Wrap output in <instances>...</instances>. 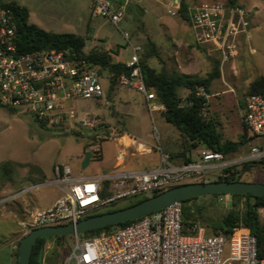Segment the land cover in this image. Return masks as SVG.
<instances>
[{
    "label": "built area",
    "instance_id": "1",
    "mask_svg": "<svg viewBox=\"0 0 264 264\" xmlns=\"http://www.w3.org/2000/svg\"><path fill=\"white\" fill-rule=\"evenodd\" d=\"M181 0H174L169 13L179 14ZM130 0H92L91 13L115 26L125 20ZM252 11L241 5L204 4L190 11V28L196 45L212 48L222 68L239 54L242 39L252 37ZM18 16L14 8L0 4V104L31 116L36 122L60 124L70 120L83 128H95L96 116H80L69 103L100 100L105 95L102 75L89 68L87 61L73 50L22 52L18 39ZM133 47L126 62L129 74L118 85L145 97L152 118L166 108L156 100L145 81L140 56ZM198 96L208 95L202 88ZM243 122L258 139L264 140V94H251L242 110ZM157 142L160 132L153 131ZM159 165L143 171L118 170L95 178H76L69 165L55 164L53 185L61 196L47 210L30 214L21 224L23 238L31 231L50 226L77 223L102 208L119 202L153 196L176 186L201 180L208 174L222 175L225 170L264 159V147L249 144L247 153L226 158L223 153L201 150L191 162L176 163L161 146ZM106 185H108L106 187ZM110 196L103 198L105 190ZM31 190V189H29ZM194 235L183 233V204L176 202L135 223L80 242L75 236L66 264H264L259 257L257 238L243 229L232 234L208 236L203 228ZM228 248V256H226Z\"/></svg>",
    "mask_w": 264,
    "mask_h": 264
},
{
    "label": "rangeland",
    "instance_id": "2",
    "mask_svg": "<svg viewBox=\"0 0 264 264\" xmlns=\"http://www.w3.org/2000/svg\"><path fill=\"white\" fill-rule=\"evenodd\" d=\"M173 1L130 0L127 17L119 27L106 19L93 17L92 0H0V4L16 2L27 8L30 13L29 22L45 31L83 36L87 40L84 49L87 54L92 51L114 52L113 62L124 63L132 57L133 47L138 46L142 49L143 59L146 50L153 43L159 57H150L147 62L157 71L183 72L205 77L212 71L213 62L218 54L210 47L196 46L189 22L180 15L172 16L169 13L170 9H175L172 7ZM186 1L193 9L204 4H229L232 0ZM234 1L252 11L255 29L250 40H241L238 56L228 62L232 63L237 59L236 63L240 70L238 73L233 70L231 76L225 72L224 79L221 77L214 82L213 93L219 94V98L223 91L234 88L237 98L245 99L249 94L251 82L259 74H264V0ZM102 77L101 83L105 90L102 99L80 100L68 105V110L76 109L80 116L90 115L99 118L101 123L95 128H83L73 120L43 126L27 114L11 112L6 107L0 109V264H8L9 248L1 245L13 231L11 223L6 220L10 218L6 208L23 213L20 218L28 221L30 214L59 198L61 193L56 186L44 185L32 189L36 184L54 181L55 164L69 165L74 177L88 179L94 175L113 172L112 167L118 159L117 144L113 140L117 137L123 139L133 137L148 146H154L155 152H159L158 147L161 146L167 153L165 135L170 139V146L182 145V136L173 125L164 120L163 113L152 118L142 94L119 85L112 86L107 72H104ZM181 96L185 99L187 92L181 91ZM228 116L229 121L234 123L235 116L231 113ZM154 127L160 132L159 143L153 134ZM166 128L170 130L163 131ZM245 133L247 130L241 124L238 131L233 125L227 127L225 131L226 136L236 140ZM104 142L106 143L103 145ZM253 145L264 147V140L256 139ZM102 146L103 160L98 161L102 157ZM248 150L249 145L245 146L241 153L233 156L245 154ZM87 152L94 154L95 159L83 169ZM198 152L192 151L193 159H196ZM133 160L130 151L127 154L125 169H140ZM176 161L180 163L183 160ZM4 168L7 171H4ZM39 170H42L43 174ZM217 178L218 174H208L201 180L189 183L213 182ZM242 180L264 184V166L252 168L243 175ZM138 199L122 201L115 206L102 208L96 213H106L111 208H124ZM231 203L229 195H226L217 200L210 197L201 198L189 203L188 206L195 210L197 207H204L207 216L219 219L227 213ZM261 215L264 221V210H261ZM205 233L211 234V231L207 230ZM79 240L83 243L88 239L79 236ZM74 241L75 236L68 239L60 264H66ZM55 247L53 241L46 244L47 257L53 254ZM225 251L228 256V248ZM56 256L57 254L53 258Z\"/></svg>",
    "mask_w": 264,
    "mask_h": 264
},
{
    "label": "trees",
    "instance_id": "3",
    "mask_svg": "<svg viewBox=\"0 0 264 264\" xmlns=\"http://www.w3.org/2000/svg\"><path fill=\"white\" fill-rule=\"evenodd\" d=\"M4 5L14 8L17 12L19 27L17 42L22 52L54 49L59 51L73 50L78 56L87 61V66L89 68L97 69L102 76L104 72H107L112 86L118 85L117 81L122 75L129 74V68L126 66V63L113 62L114 52L92 51L87 54L84 50L87 45V40L83 36L75 34H57L45 31L29 22L30 13L27 8L16 2ZM229 5H236V2L232 0ZM190 11L191 8L187 1L181 0L178 15H180L185 21L190 22ZM146 52L145 58H140L146 84L148 88L155 93L156 100L165 106L166 110L163 112L165 120L173 125L183 138L182 149L180 152L177 154H170L176 163H179L176 161L177 159L183 160L180 163L191 162L193 160L191 156L192 151L200 148H202V150L223 153L226 158H229L237 153H241L245 146H248L250 143L253 144V141L258 139L244 123L247 133L243 134L237 141L227 140L220 131L218 122L213 119L208 120L203 116V110L207 105V98L206 96H198L197 93L198 89L202 88L205 94L210 95L213 83L221 79L222 64L218 55L213 62L212 71L205 77H198L178 72H159L147 62V59L150 57H159L153 43H151V47L148 48ZM249 89V94H247L246 97L251 94H264V75L255 79L251 83ZM181 91L187 92L185 99L182 98ZM240 106L242 108L245 107L243 100L240 101ZM2 108L3 106L0 104V109ZM9 110L15 112L12 109ZM37 123L43 126L53 124L49 122ZM248 133L250 136H248ZM93 158L95 159L94 154ZM260 165L264 166V159L229 168L225 170L222 175H219L216 181L244 182L242 180L243 175L248 173L252 168ZM4 171H7V169L4 168ZM39 171L43 174L42 170ZM107 186L108 185H106V187ZM161 193L163 192L155 193L153 196ZM110 195V192L106 189L102 194V197L106 198ZM222 196L226 195H214L209 197L213 200H217ZM149 197L151 196L139 198L126 207L140 203ZM229 197L232 201L231 207L227 213L219 219L207 216V214L204 213V207H197L195 210L188 206L189 203L205 197L191 198L182 201L183 233L186 235H194L197 233L195 228H203L205 231H211V234L206 235L214 236L218 235L220 232L232 234L236 229H243L257 238L259 257L261 259L264 258V221L262 220L261 215V210H264V198L251 195H229ZM120 209L123 208H111L107 210L106 213ZM99 214L103 213H96L94 215ZM136 221L100 228L80 234L79 236L91 239L103 233H110L117 228L127 227ZM72 237L74 238L73 235H63L50 238H39L33 249L31 264H60L61 255L67 248L68 239ZM22 240L23 238L21 241ZM21 241L19 242L18 248ZM50 241H53L56 247L53 254L47 257L46 244ZM56 254V258H53ZM15 257L16 264H18L19 249H17Z\"/></svg>",
    "mask_w": 264,
    "mask_h": 264
},
{
    "label": "water",
    "instance_id": "4",
    "mask_svg": "<svg viewBox=\"0 0 264 264\" xmlns=\"http://www.w3.org/2000/svg\"><path fill=\"white\" fill-rule=\"evenodd\" d=\"M92 156L91 152L86 153L83 169L89 166ZM214 195H251L264 198V184L230 181L187 183L171 188L161 194L151 196L135 205L109 213L90 216L77 223L38 228L31 231L21 241L18 248V264H31L33 249L39 238L63 235L79 236L80 234L100 228L142 219L176 202Z\"/></svg>",
    "mask_w": 264,
    "mask_h": 264
},
{
    "label": "crops",
    "instance_id": "5",
    "mask_svg": "<svg viewBox=\"0 0 264 264\" xmlns=\"http://www.w3.org/2000/svg\"><path fill=\"white\" fill-rule=\"evenodd\" d=\"M127 14H128V12H127ZM254 29L255 28H252V31ZM236 60L233 61L232 63H228L225 66V68H222L223 79L225 76V72H227L228 76H231V73L233 72V70H234V72L238 73L240 68L238 67L239 66L238 63H236ZM126 62H124V63H126ZM180 73L186 74L183 72H180ZM186 75H190V74H186ZM262 75H264V74L263 73L259 74V76H262ZM213 85H214V83H213ZM213 85L211 87L212 92L210 95H208V98H207V105L205 106V108L203 110V116H204V118H206L208 120L213 119V120L218 122L220 131L224 135L225 139L231 140V141H237L236 139L230 138V136H228V135H227L228 136L227 137L225 134V131L227 130V127H229L231 125H233L237 131L239 129L240 124L243 128H245L244 122L242 119V110L244 108H242L240 106V101L243 100V102L245 104L247 97L245 99L237 98V95L234 92V88H230L229 90L223 91L222 96L218 98L219 94L214 95V93H213ZM205 112H207V114ZM229 113H231L235 116V120H234L235 122L234 123L229 121V119H230V117L228 116ZM159 116L160 115L158 114V117ZM167 129H169V128L163 129V131H166ZM177 138H178V134H177ZM113 141L116 142V144H117L116 146L118 148V151H117L118 152V159L116 160L115 164L112 167L113 172L118 171V170H129V169H125V167H126V163H127L126 162L127 154L130 151L132 152V155H133V159H134L133 161L135 162V164H137L136 166H138V168H140L139 170H136L134 168L131 171L150 170V169L156 168L159 165L160 153L155 152L153 150L154 146H148V145L138 141V139H135V138L130 137V136L128 137V139H123V138L117 137ZM164 141H165V145H166L165 150L167 151L168 154H177L182 149V145H180V144H178V145L175 144V146H170V144H169L170 139L167 138V135L164 136ZM106 142H108V141H106ZM106 142H104L103 145ZM126 145H128V146H126ZM200 150H202V148L198 149V151H200ZM101 160H103V146H102V158H101ZM101 160H98V161H101ZM92 161H94L93 156H92L90 163ZM129 161H131V160H129ZM97 176H100V175H94V176L89 177V178H95ZM57 199L50 202V205L41 207V210L49 209L56 202ZM6 211H8L10 213V218H7L6 220L9 223H11L13 231L7 237L8 238L7 241H5V243H2L1 246L2 247L6 246L9 248L8 264H14L16 249H18L19 242L23 238V231H22L21 224L26 222L27 219L26 220L21 219L20 215L23 213H19L18 211L8 210L7 208H6ZM27 214L29 215V211L27 212ZM0 220H1V218H0ZM14 224H15V226H14Z\"/></svg>",
    "mask_w": 264,
    "mask_h": 264
},
{
    "label": "bare ground",
    "instance_id": "6",
    "mask_svg": "<svg viewBox=\"0 0 264 264\" xmlns=\"http://www.w3.org/2000/svg\"><path fill=\"white\" fill-rule=\"evenodd\" d=\"M128 138V137H127ZM124 141V140H123ZM127 143V142H126Z\"/></svg>",
    "mask_w": 264,
    "mask_h": 264
}]
</instances>
